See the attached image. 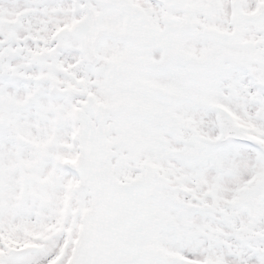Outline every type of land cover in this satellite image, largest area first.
<instances>
[{
  "label": "snow or ice",
  "instance_id": "snow-or-ice-1",
  "mask_svg": "<svg viewBox=\"0 0 264 264\" xmlns=\"http://www.w3.org/2000/svg\"><path fill=\"white\" fill-rule=\"evenodd\" d=\"M0 264H264V0H0Z\"/></svg>",
  "mask_w": 264,
  "mask_h": 264
}]
</instances>
